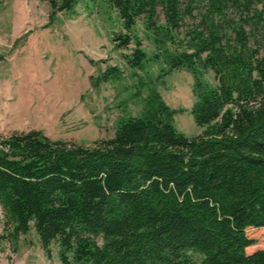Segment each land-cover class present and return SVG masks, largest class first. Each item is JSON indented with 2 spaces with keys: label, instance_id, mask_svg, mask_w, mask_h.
Masks as SVG:
<instances>
[{
  "label": "trees",
  "instance_id": "obj_1",
  "mask_svg": "<svg viewBox=\"0 0 264 264\" xmlns=\"http://www.w3.org/2000/svg\"><path fill=\"white\" fill-rule=\"evenodd\" d=\"M44 1L52 20L83 0ZM183 1L106 0L125 32L115 47L135 42L130 67L142 69L146 57L132 36L137 20L172 39L190 13ZM206 7L211 19L230 9L245 17L227 21L230 32L213 22L192 32V52L166 60V73L194 77L190 113L200 133L178 131L175 111L153 98L89 145L39 131L0 134V240L33 229L47 256L58 245L62 264H264V250L246 253L256 243L247 230L264 229V0ZM207 70L213 87L200 80Z\"/></svg>",
  "mask_w": 264,
  "mask_h": 264
},
{
  "label": "rangeland",
  "instance_id": "obj_2",
  "mask_svg": "<svg viewBox=\"0 0 264 264\" xmlns=\"http://www.w3.org/2000/svg\"><path fill=\"white\" fill-rule=\"evenodd\" d=\"M188 10L172 39H156L144 20H137L132 36L146 56L139 70L126 59L134 41L115 47L113 39L125 32L106 0H83L73 12L57 13L52 20L44 0H0V134L39 131L89 145L111 138L121 120L141 116L153 98L175 111L178 131L187 137L199 134L190 113L196 102L194 77L185 69L166 73V60L170 54L192 52V32L211 22L230 32L227 21L238 22L245 14L230 9L211 19L206 0H184L181 12ZM200 80L208 87L216 84L208 70ZM2 219L0 208V234ZM247 235L256 242L247 254L264 250V229L250 228ZM0 264L62 263L58 245L52 244L47 256L31 229L15 243L0 240Z\"/></svg>",
  "mask_w": 264,
  "mask_h": 264
}]
</instances>
